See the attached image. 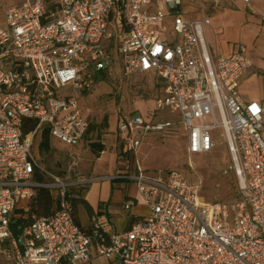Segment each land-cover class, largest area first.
Returning a JSON list of instances; mask_svg holds the SVG:
<instances>
[{"label":"built area","instance_id":"1","mask_svg":"<svg viewBox=\"0 0 264 264\" xmlns=\"http://www.w3.org/2000/svg\"><path fill=\"white\" fill-rule=\"evenodd\" d=\"M230 1L251 7V0ZM221 3L19 0L0 8V262L264 264V96L245 100L241 94L253 68L245 47L224 55L208 45V10ZM196 11L201 15L192 17ZM116 69L124 77L162 80L155 110L180 113L191 157L211 153L217 137L226 140L232 162L226 172L237 179V200L204 205L201 182L177 170L147 173L138 158L143 137L173 123L126 115L118 137L127 166L108 178L135 182L147 213L133 215L138 201L128 197V230L106 231L96 218L88 228L78 224L75 188L87 182L46 169L35 140L48 129L51 138L79 145L89 122L75 93L91 91ZM28 119L37 121L30 132ZM41 188L57 199L55 209L30 214Z\"/></svg>","mask_w":264,"mask_h":264},{"label":"rangeland","instance_id":"2","mask_svg":"<svg viewBox=\"0 0 264 264\" xmlns=\"http://www.w3.org/2000/svg\"><path fill=\"white\" fill-rule=\"evenodd\" d=\"M18 2L19 0H0V8L17 5ZM208 14L212 16L211 11ZM254 23H250L249 28L243 27L234 33L232 45L237 46L234 52L245 47L247 55L253 61V68L242 79L241 94L247 100L261 101L264 96V22L255 20ZM157 83L162 84V80L157 81L154 76L136 74L124 77L117 71L97 82L91 91L75 93L82 115L91 126L86 140L77 146H71L51 138L50 149L42 153L39 150L42 140L40 135L35 140L34 152L42 165L52 173L69 178L70 181L87 182L75 189L84 197L94 200L98 197L95 189L99 183H111L108 176L114 175L111 172L117 162L113 160L110 148L111 141L118 136L120 119L126 115H137L149 123L169 120L173 123L171 128L163 132H150L143 137L138 153L141 163L152 174L177 170L191 183L201 182L200 199L204 205L215 202L231 204L238 199L239 191L234 172H226L232 164L226 140L217 137L220 133L217 131L213 133L217 137L215 149L211 153L191 157L187 151V133L181 123L180 113L169 108L155 110L156 101L162 95ZM97 142L104 143L108 148L100 159L91 148ZM113 183L123 186L124 180H115ZM130 195L138 199L142 207L139 215H145L147 209L139 197L135 182L130 183ZM79 203L80 220L86 225L88 215L83 204Z\"/></svg>","mask_w":264,"mask_h":264},{"label":"crops","instance_id":"3","mask_svg":"<svg viewBox=\"0 0 264 264\" xmlns=\"http://www.w3.org/2000/svg\"><path fill=\"white\" fill-rule=\"evenodd\" d=\"M210 11L212 12V16H210L212 26H207L205 28L208 45L213 53L218 52L224 55H231L237 48V46L232 45L233 34L239 31L240 28H249L251 24H255V20L257 22L262 21L260 15H264V0H251V7H248L240 1L231 2L230 0H222V3L219 7H210L209 12ZM213 14H215L214 17ZM200 15L201 14L196 11L192 14V17H199ZM156 85L161 90V94H163V86L160 83H157ZM244 99L247 100L246 98ZM88 134L89 133L86 134L82 142L86 140ZM111 142V155L113 160H116L117 162L111 174L115 175L124 171L125 167L127 166L125 157L126 149L123 147L118 136ZM102 144L105 145L104 143ZM106 149L108 148H106L105 146L104 151L96 154L98 159L106 154ZM143 166L146 169L147 173L152 174L147 166H145L144 164ZM113 181L115 180H111V183H109V181L103 184L99 183L98 188L95 189L98 192V197L94 200L89 199L86 196L84 197L82 194L79 195V197L84 199L92 209L91 212H89L86 205L83 202L79 201L83 204V207L85 208V211L88 215V223L86 225H83L81 223L79 214L80 203L77 201L75 217L80 226L88 228L91 225L92 218H96L101 227L106 231H126L130 228L133 218L124 210L123 207L125 200L128 197H132L130 195V183L124 181V183L122 184L123 186H119L114 184ZM102 189L104 190L103 192ZM75 192L79 193L76 190ZM136 200L138 201V199ZM141 209L142 207L139 205V203H137L135 209H133L132 211V214L139 215ZM86 264L115 263L105 258H97Z\"/></svg>","mask_w":264,"mask_h":264},{"label":"trees","instance_id":"4","mask_svg":"<svg viewBox=\"0 0 264 264\" xmlns=\"http://www.w3.org/2000/svg\"><path fill=\"white\" fill-rule=\"evenodd\" d=\"M37 121L36 120H31L28 119L26 122V132H30L35 126H36ZM105 123H107V118H105ZM91 130V126L89 125V130L87 133H89ZM51 147V137L49 134V130L46 129L44 130L42 134V140L39 145V150L40 152H45L48 151ZM105 150V145H103L101 142L93 143L92 144V151L96 154L101 153L102 151ZM80 195V191L78 193ZM77 201L83 202L86 207L88 208L89 212H91V207L88 205V203L78 197V199L74 200V208H77ZM57 203V199L53 196V194L44 188L38 189L36 198H35V203L31 207L29 213H36L38 216L42 215H48L52 213V211L55 209ZM19 221H22V219H19ZM0 264H7L6 262H1Z\"/></svg>","mask_w":264,"mask_h":264}]
</instances>
